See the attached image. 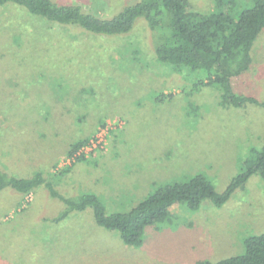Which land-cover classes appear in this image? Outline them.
Here are the masks:
<instances>
[{"label": "rangeland", "instance_id": "374dc122", "mask_svg": "<svg viewBox=\"0 0 264 264\" xmlns=\"http://www.w3.org/2000/svg\"><path fill=\"white\" fill-rule=\"evenodd\" d=\"M53 1L111 19L141 0ZM189 1L204 12L215 5ZM9 15L16 25V11L0 8L2 20ZM44 27L63 35L49 43L45 56H22L0 41V165L9 174L43 171L63 195L95 194L107 214L124 213L158 187L198 174L222 193L255 156L253 150L262 149L264 108L226 106L218 87H196L202 72L155 62L144 19L119 36ZM252 54V67L233 86L264 103V32ZM13 76L28 91L59 85L63 113L72 117L60 115L50 101L34 103L13 90V99L6 100L3 87ZM21 114L30 119L16 125ZM106 127V144L85 160L67 156L73 143L89 142ZM63 210L44 187L29 195L1 191L0 264H201L239 256L246 237L264 233V180L252 176L222 207L207 200L198 211L175 208L179 219L148 227L140 247L99 226L91 208L58 220Z\"/></svg>", "mask_w": 264, "mask_h": 264}, {"label": "trees", "instance_id": "16d2710c", "mask_svg": "<svg viewBox=\"0 0 264 264\" xmlns=\"http://www.w3.org/2000/svg\"><path fill=\"white\" fill-rule=\"evenodd\" d=\"M214 4L212 10L204 12L192 7L189 0H141L125 7L113 18L104 19L78 4H59L53 0H0V8L16 11V22L19 23H13V15L3 20L0 18V41H5L10 50L15 48L16 53L22 56H45L49 43L52 44L54 39L60 41L63 37L56 29L74 33L81 31L97 37L119 36L129 33L136 20L142 18L153 34L155 62L177 71L202 72L204 78L196 83V87H218L222 92V103L226 106L238 108L250 103L264 108V103L236 93L233 86V79L249 71L254 63L252 50L264 32V0H251L250 3L214 0ZM47 25L56 32L44 27ZM8 74L11 76L12 73ZM6 81L4 84H7ZM52 86V89L28 91L18 87L14 77L9 86L4 85V91L8 92L3 96L11 101L13 97L9 92L12 90L20 95L27 94L34 98V103L50 101L51 108L59 110L60 115L72 117L63 113L67 107L60 105L62 99L56 93L60 90L59 85L54 83ZM45 110L44 115L50 117V109ZM18 118L22 121H16V125L24 124L25 118L30 119L25 114ZM87 143L86 139L73 143L67 156L70 159L79 158L77 161L85 160L76 155ZM253 155L252 159L244 162L242 173L222 193L216 191L209 179L198 174L186 182L158 187L135 208L124 213L107 214L95 194L63 195L43 171L19 177L9 174L0 165V192L11 189L21 195H29L44 187L54 200L64 206L58 220L91 208L99 226L117 232L127 246L140 247L148 227H158L179 219V214L173 212L175 208L198 211L207 200L216 207H222L238 189L244 188L252 176L259 175L264 180V145L261 150H253ZM244 246L242 255L201 264H264V233L246 237Z\"/></svg>", "mask_w": 264, "mask_h": 264}, {"label": "built area", "instance_id": "2783aa9c", "mask_svg": "<svg viewBox=\"0 0 264 264\" xmlns=\"http://www.w3.org/2000/svg\"><path fill=\"white\" fill-rule=\"evenodd\" d=\"M108 128L100 129L99 133L86 145H84L77 153L76 156H88L98 147L106 144V136H107ZM75 158V157H74ZM77 158V157H76Z\"/></svg>", "mask_w": 264, "mask_h": 264}]
</instances>
